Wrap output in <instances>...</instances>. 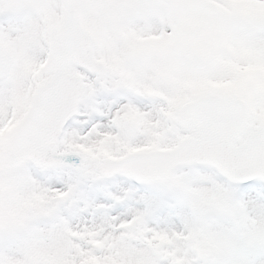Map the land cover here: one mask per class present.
Segmentation results:
<instances>
[{
    "label": "snow or ice",
    "instance_id": "obj_1",
    "mask_svg": "<svg viewBox=\"0 0 264 264\" xmlns=\"http://www.w3.org/2000/svg\"><path fill=\"white\" fill-rule=\"evenodd\" d=\"M0 264H264V0H0Z\"/></svg>",
    "mask_w": 264,
    "mask_h": 264
}]
</instances>
